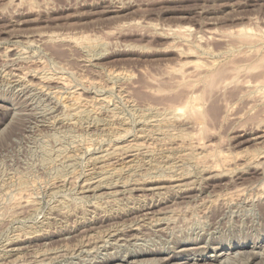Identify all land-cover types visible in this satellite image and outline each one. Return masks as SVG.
Returning a JSON list of instances; mask_svg holds the SVG:
<instances>
[{"label": "rangeland", "instance_id": "374dc122", "mask_svg": "<svg viewBox=\"0 0 264 264\" xmlns=\"http://www.w3.org/2000/svg\"><path fill=\"white\" fill-rule=\"evenodd\" d=\"M239 27L264 31V0H0V264H264V63L228 73L264 43L220 38ZM214 60L200 131L173 109Z\"/></svg>", "mask_w": 264, "mask_h": 264}, {"label": "bare ground", "instance_id": "6f19581e", "mask_svg": "<svg viewBox=\"0 0 264 264\" xmlns=\"http://www.w3.org/2000/svg\"><path fill=\"white\" fill-rule=\"evenodd\" d=\"M233 29V28H232ZM231 29V30H232ZM190 30L191 29H188V28H184V30H179V31H177V36H179V37H181V38H184V39H186L187 37H188V34H189V32H190ZM230 30V31H231ZM192 31V30H191ZM174 32H176L175 30H174ZM226 32V31H225ZM217 32H214V31H210L208 34L210 35V37H215V38H218V36H220V35H217L216 34ZM173 34V33H172ZM220 34V33H219ZM224 34V33H223ZM51 35V34H50ZM208 35V36H209ZM231 37L232 39H235L237 42H235L236 44H237V46L236 47H238V52H240V50H244V52H245V49L246 50H251V52H252V50H255L256 48H257V46H260V44H263L264 43V31L263 30H257V31H255V30H252V28L251 29H247V28H240L239 27V29H237L236 28V30H234V31H231V32H228L227 34H225V35H222V37H220V38H223V37ZM65 37V36H64ZM186 37V38H185ZM72 38V37H71ZM71 38H66L65 37V41H67V42H71V43H73V44H75V45H82V44H85V43H88L89 44V40L87 39V38H79V39H71ZM202 38V37H201ZM209 38V37H208ZM230 38V39H231ZM48 39V38H47ZM49 39H52L53 41L55 40V39H59V37L58 38H55V37H53V36H50V38ZM48 39V40H49ZM62 39V40H63ZM183 39V40H184ZM30 40V39H29ZM91 40V39H90ZM200 40V39H199ZM218 40V39H217ZM224 40V39H223ZM33 41V40H32ZM56 41V40H55ZM230 41V40H229ZM25 42V41H24ZM91 42V41H90ZM93 42H95V41H93ZM93 42H92V44H93ZM204 42V41H203ZM30 43V42H29ZM199 43H201V42H199ZM27 45V44H26ZM90 45V44H89ZM85 46H86V44H85ZM199 46V45H198ZM93 47V46H92ZM203 47V46H202ZM233 47V46H232ZM204 48V47H203ZM231 48V47H230ZM195 49V48H194ZM199 49V48H198ZM259 50L258 51H260V48H258ZM261 49H262V46H261ZM233 50V49H232ZM236 50V49H235ZM196 51H197V49H196ZM205 51V50H204ZM207 51V50H206ZM224 51V50H223ZM255 51H257V50H255ZM257 51V52H258ZM264 51V50H263ZM212 52V51H211ZM233 52V51H232ZM257 52H256V55H257ZM184 53V52H183ZM191 53V52H190ZM193 54H194V52H192ZM198 53H199V51H198ZM246 53H249V52H247L246 51ZM252 53H254V52H252ZM258 53H260V52H258ZM263 53V52H262ZM223 54V53H222ZM241 54V53H240ZM189 55H191V54H189ZM198 55V54H197ZM202 55V54H201ZM220 55V54H219ZM234 55V54H233ZM238 55V54H237ZM236 55V56H237ZM242 55V54H241ZM240 55V56H241ZM250 55H251V53H250ZM261 55H263V54H261ZM224 56V55H223ZM226 56V55H225ZM224 56V57H225ZM229 56V55H228ZM243 56V55H242ZM248 56L249 55H247L246 57L248 58ZM255 58L253 59V61L250 63V62H248V63H250V65L248 66V67H239V68H236V70H237V72L235 71V73L233 72L235 69H234V67H233V70H231L230 71V68L229 67H226V68H222L221 66H219L218 64H217V60L215 61V62H211V63H208V64H203L202 63V65H201V63L199 62V63H197V62H190L189 64H187L189 67H192L191 68V70L193 69V70H196V71H200V79L199 80H197L198 82L201 80V82H202V84H204L205 85V89L203 90V93L201 94V95H198V96H195V97H192V98H190L188 101H187V99H186V101L187 102H185V104H183V106L181 107V106H179V107H181V108H179L178 106V108L176 107V109H173V113H174V116L173 117H176L175 115H176V113H177V115H178V112L181 114L182 113V116H181V118L183 117H185V116H187L189 119H191L192 121H194L195 122V124H198L199 125V127H200V131H203L205 128H206V122L208 121L207 119L209 118V116H210V114L208 113V110H207V107H206V105H205V96H207V93H209L208 91H210L213 87H214V85H215V83L217 82V83H219L220 84V82L219 81H222V80H220V78L221 77H223L228 71H230V72H228V73H230V77H231V74L233 73V74H236V76L239 74L238 73V71H240V72H242V71H249L250 72V70L251 69H253L254 71L257 69V68H261V67H263V63H264V60H262V56L260 57V59H259V57H258V59H256V57L258 56H255V54L253 55ZM260 56V55H259ZM190 57V56H189ZM230 57V56H229ZM244 57H245V55H244ZM244 57H242V58H244ZM250 57V56H249ZM233 58V57H232ZM239 58H241V57H239ZM253 58V57H252ZM221 59V58H220ZM250 59V58H249ZM248 59V60H249ZM264 59V58H263ZM236 60V59H235ZM235 60H233V61H235ZM91 61V60H90ZM198 61V60H197ZM232 61V62H233ZM237 61V60H236ZM231 62V61H230ZM229 62V63H230ZM243 63H245V62H243ZM221 64V63H220ZM235 64V63H234ZM239 64V63H238ZM184 65V64H183ZM182 65V66H183ZM229 65V64H228ZM181 65L179 66V68L177 69V67L176 68H174L173 69V71H176V73L178 72V74L179 73H182V74H184L185 72L183 71V69L185 70V67L183 68ZM219 66V67H218ZM236 67V66H235ZM238 67V66H237ZM41 69V68H40ZM227 69V70H226ZM229 69V70H228ZM37 70V69H36ZM186 70H187V67H186ZM192 72V71H191ZM22 73V72H21ZM24 73V72H23ZM175 73V74H176ZM188 73V72H187ZM190 73V72H189ZM245 73V72H244ZM244 73H243V75H244ZM20 74V73H19ZM27 74H30V73H27ZM27 74L25 73V74H22V75H20L21 77H23V75H24V77L23 78H21L22 80L27 76ZM177 74V75H178ZM186 74V73H185ZM232 74V75H233ZM34 75V74H33ZM115 75V74H114ZM180 75V74H179ZM196 75H197V73H196ZM17 76V75H16ZM119 76V75H118ZM122 76V75H121ZM192 76V75H191ZM195 76V75H194ZM203 78H202V77ZM241 76V75H240ZM30 77V76H29ZM41 77V76H40ZM30 78H32V77H30ZM34 78V77H33ZM38 78V77H37ZM36 78V79H37ZM43 78V77H42ZM39 79L40 80V83L42 84V85H45V84H50L51 82H53V83H55V85H56V87L58 86V85H62L63 83L65 84L66 82H63V81H61V80H58L57 78V80H54V81H52L51 79H49V80H47L46 78L45 79ZM182 78V77H181ZM192 78V77H191ZM233 78H234V76H233ZM237 78V77H236ZM239 78V77H238ZM237 78V79H238ZM19 79V78H18ZM20 79V80H21ZM35 79V78H34ZM185 79V78H184ZM226 79V78H225ZM27 80V79H26ZM63 80V79H62ZM236 80V79H235ZM64 81H65V79H64ZM186 81V80H185ZM232 82H233V80H231ZM37 83H39V81H36ZM183 83H184V81H182ZM197 82V83H198ZM225 82V81H224ZM263 82V81H262ZM260 83V84H263L264 85V83ZM217 83H216V85H217ZM227 83H229V82H227ZM235 83V82H234ZM249 83V82H248ZM52 84V83H51ZM67 84V83H66ZM179 84V83H178ZM180 84H181V82H180ZM193 85H194V83H192ZM192 84H190V85H192ZM200 84V83H199ZM218 84V85H219ZM257 84V83H256ZM38 85V84H37ZM53 85V84H52ZM189 85V84H188ZM216 85H215V90H216ZM232 85V84H231ZM258 85V84H257ZM35 86H36V84H35ZM39 86H41V85H39ZM49 86V85H48ZM64 86V85H63ZM185 86V85H184ZM196 86V85H195ZM220 86V85H219ZM222 86V85H221ZM51 87V86H50ZM61 87V86H60ZM186 87H188V86H186ZM199 87V86H198ZM252 87V86H251ZM255 87V86H254ZM259 87V86H258ZM44 88V87H43ZM202 88V87H201ZM185 89H187V88H185ZM193 89V88H192ZM259 89V88H258ZM212 90H214V89H212ZM255 90V89H254ZM260 91H261V89H259ZM56 91V90H55ZM63 91V90H62ZM160 91H164V90H160ZM259 91V92H260ZM159 92V91H158ZM197 92V91H196ZM262 92V91H261ZM264 92V91H263ZM57 93V92H56ZM193 93V92H192ZM80 94V93H79ZM153 94V93H152ZM37 95V94H36ZM57 95V94H56ZM195 95V94H194ZM210 95V94H209ZM257 95V94H256ZM260 95V94H259ZM263 95H264V93H263ZM262 95V96H263ZM169 96V95H168ZM93 97V96H92ZM261 97V96H260ZM60 98V97H59ZM77 98H79V99H76V97H75V99H73L74 101H73V103H71V105H70V108H71V110L73 111V110H75V111H77V112H80L82 109H81V107L82 106H84L83 107V109H85L86 108V106H88V105H86L85 103L87 102H85V103H83V100L81 99L80 100V98H82V97H77ZM84 98V97H83ZM189 98V97H188ZM109 99V98H108ZM208 99V98H207ZM84 100H86V99H84ZM210 100V99H209ZM207 101V100H206ZM72 102V101H71ZM93 102V101H92ZM209 102V101H208ZM208 102H207V105H208ZM88 104V103H87ZM90 102H89V106H90ZM94 104V103H93ZM103 104V103H102ZM66 105V104H65ZM95 106V105H94ZM103 106V105H102ZM204 106L206 107V109L204 108ZM62 107V106H61ZM210 107V106H209ZM208 107V108H209ZM215 107V106H214ZM67 108H69V106L67 107ZM92 108V107H91ZM101 108V107H100ZM156 108V107H155ZM158 108V107H157ZM170 108V107H169ZM168 108V109H169ZM175 108V107H174ZM37 109V108H36ZM81 109V110H80ZM97 109V108H96ZM99 109V108H98ZM207 110V111H206ZM18 111V110H17ZM69 111V110H68ZM95 111V110H94ZM94 111H92V112H94ZM171 111V110H170ZM212 111V110H211ZM214 111H215V109H214ZM76 112V113H77ZM91 112V111H90ZM99 112V111H98ZM112 112V111H111ZM166 112V111H165ZM168 112V111H167ZM166 112V113H167ZM210 112V111H209ZM216 112V111H215ZM82 113H84V112H82ZM81 112H80V114H82ZM211 113V112H210ZM213 113V112H212ZM73 114H74V112H73ZM72 114V115H73ZM79 114V113H78ZM180 114H179V116H180ZM61 115V114H60ZM77 115V114H76ZM112 115V114H111ZM114 113H113V117H114ZM183 115H185V116H183ZM215 116H216V114H215ZM116 117V116H115ZM166 117V116H165ZM68 118V117H67ZM117 118H118V116H117ZM162 118V117H161ZM170 118V117H169ZM177 118H178V116H177ZM186 118V117H185ZM184 118V119H185ZM160 119V118H159ZM163 119V118H162ZM168 119V118H167ZM172 119V118H171ZM213 119V118H212ZM114 120V119H113ZM165 118H164V122H165ZM173 120V119H172ZM172 120H170V119H168L167 121H166V123H168V125L171 123H175V122H173L174 120H176V119H174L173 121ZM190 120V121H191ZM210 120V119H209ZM142 121V120H141ZM148 121V120H147ZM150 121V120H149ZM181 121V120H180ZM69 122V121H68ZM77 122V121H76ZM159 122H161V121H159ZM163 122V123H164ZM212 122V121H211ZM78 123V122H77ZM165 123V124H166ZM72 124V123H71ZM153 124V123H152ZM115 125V124H114ZM156 125V124H155ZM164 125V124H163ZM167 124H166V126H168ZM173 125V124H172ZM171 126V125H170ZM174 126V125H173ZM160 127V126H159ZM209 127V126H208ZM169 128V127H168ZM196 128V127H195ZM129 129V128H128ZM175 129V128H174ZM105 130V129H104ZM153 130V129H152ZM168 130V129H167ZM163 131V130H162ZM204 131H206V129L204 130ZM118 132V131H117ZM167 132V131H166ZM199 132V131H198ZM72 133V132H71ZM127 133V132H126ZM148 133V132H147ZM185 133V132H184ZM163 134H164V132H163ZM206 134V133H205ZM113 135V134H112ZM119 135V134H118ZM124 136V135H123ZM122 136V137H123ZM185 136V135H184ZM119 137V136H118ZM118 137H116V138H118ZM125 137V136H124ZM188 137V136H187ZM97 138V137H96ZM172 138V137H171ZM160 139V138H159ZM184 140V139H183ZM193 141V140H192ZM199 141V140H198ZM66 142V141H65ZM168 142V141H167ZM185 142V141H184ZM197 142V141H196ZM203 143V142H202ZM128 144V143H127ZM66 145V144H65ZM134 145V144H133ZM140 145V144H139ZM142 146V145H141ZM152 146V145H151ZM183 146V145H182ZM189 146H191V148H189V149H191V151H194V152H196V150H197V148H195V147H198V146H196V144H195V146L193 147L192 146V144L191 145H189ZM88 147V146H87ZM90 147V146H89ZM130 147V146H129ZM134 147V146H133ZM157 147V146H156ZM181 147V146H180ZM184 147L185 146H183V149H184ZM203 147H204V145H203ZM127 148V147H126ZM140 148V147H139ZM138 148V149H139ZM188 148V147H187ZM200 148V147H199ZM136 149V148H135ZM141 149V148H140ZM167 149V148H166ZM180 149V148H179ZM63 150V149H62ZM89 150V149H88ZM131 150V149H130ZM133 150V149H132ZM80 151V150H79ZM128 151V150H127ZM135 151V150H134ZM147 151V150H146ZM219 151V150H218ZM132 152V151H131ZM154 152V151H153ZM190 152V151H189ZM198 152V151H197ZM200 152H202V150L200 151ZM215 152V151H214ZM138 153V152H137ZM169 153V152H168ZM192 155H193V153L192 152H190ZM258 154H259V152H257ZM227 154V153H226ZM196 155V154H195ZM254 155V154H253ZM264 155V154H263ZM182 156V155H181ZM185 155H183V157H184ZM190 156V155H189ZM200 156V155H199ZM204 156H206V157H204ZM232 156V155H231ZM262 156V155H261ZM104 157V156H103ZM171 157V156H170ZM187 157V156H186ZM192 157V159H194L195 158V156H191ZM250 155L248 156V158H249V160L250 161H252V160H254V159H252V157H251V159H250ZM98 158V157H97ZM182 158V157H181ZM187 158H189V157H187ZM201 158H203V159H198L197 158V160L196 159H194V161L196 160L197 161V163H199V165L201 164V163H207V162H209V161H211V162H213V164H214V166L213 167H211V169L209 168V171L210 172H217V171H220L219 169H221L222 167H227L228 166V164H230L229 162H230V158H228L227 156H225V155H223L221 152L219 153V154H212V153H209V154H207V155H203V157L201 156ZM237 158V157H236ZM107 159V158H106ZM183 159V158H182ZM192 159H191V161H192ZM239 159H240V157H239ZM185 160H186V158H185ZM201 160V161H200ZM92 161V160H91ZM233 161V160H232ZM253 162V161H252ZM153 163V162H152ZM205 163V164H206ZM255 163V162H254ZM140 164V163H139ZM164 164V163H163ZM167 164V163H166ZM211 164V163H210ZM80 165V164H79ZM141 165V164H140ZM194 165H196V164H194ZM193 165V166H194ZM209 165V164H208ZM74 166V165H73ZM201 166V165H200ZM204 166V165H203ZM205 168L207 167V166H204ZM64 168V167H63ZM128 168V167H127ZM173 168V167H172ZM75 169V168H74ZM103 169H105V168H103ZM113 169V168H112ZM191 169V168H190ZM225 169V168H224ZM223 169V170H224ZM107 170V169H106ZM109 170V169H108ZM206 170H207V168H206ZM74 171V170H73ZM198 171V170H197ZM264 171V170H263ZM108 172V171H107ZM117 173V172H116ZM142 173V172H141ZM187 173V172H186ZM219 173V172H218ZM120 174V173H119ZM198 174V173H197ZM71 175V174H70ZM163 175V174H162ZM65 176V175H64ZM113 176V175H112ZM96 177V176H95ZM127 177V176H126ZM173 177V176H172ZM175 177V176H174ZM185 177V176H184ZM120 179V178H119ZM163 179V178H162ZM104 181V180H103ZM241 181V180H240ZM65 183V182H64ZM263 183V182H262ZM90 186V185H89ZM122 186V185H121ZM175 186V185H174ZM262 186V185H261ZM90 189V188H89ZM13 191V190H12ZM256 191V190H255ZM263 191V190H262ZM10 192V191H9ZM26 193V192H25ZM118 193V192H117ZM218 193V192H217ZM233 193V192H232ZM98 194V193H97ZM161 195V194H160ZM163 195V194H162ZM20 196H21V194H20ZM24 196V195H23ZM253 196V195H252ZM22 197V196H21ZM222 197V196H221ZM257 197H259L258 195H257ZM14 198H17V197H14ZM234 198V197H233ZM24 199V198H23ZM231 199V198H230ZM213 200V199H212ZM18 201V200H17ZM16 201V202H17ZM19 202H21V201H19ZM23 202V201H22ZM216 202V201H215ZM16 204V203H15ZM19 204H21L22 205V203H19ZM29 204V203H28ZM11 205V204H10ZM26 205V204H25ZM36 205V204H35ZM70 205V204H69ZM97 205V204H96ZM132 206V205H131ZM197 206V205H196ZM227 206V205H226ZM7 208V207H6ZM58 208V207H57ZM23 209V208H22ZM100 209V208H99ZM199 209V208H198ZM3 211V210H2ZM10 211V210H9ZM181 211V210H180ZM169 212V211H168ZM200 212V211H199ZM159 213V212H158ZM161 213V212H160ZM2 215V214H1ZM151 217V216H150ZM11 218V217H10ZM141 219V218H140ZM252 220V219H251ZM2 223V222H1ZM169 223V222H168ZM191 223V222H190ZM127 224V223H126ZM29 225V224H28ZM44 225V224H43ZM121 225V224H120ZM198 225V224H197ZM200 225V224H199ZM125 226V225H124ZM182 226V225H181ZM192 226V225H191ZM196 226V225H195ZM174 227V226H173ZM189 229V228H188ZM176 230V229H175ZM44 231V230H43ZM167 231V230H166ZM169 232V231H168ZM20 234V233H19ZM162 236V235H161ZM21 239V238H20ZM26 239V238H25ZM96 239V238H95ZM127 239V238H126ZM20 242V241H19ZM126 244V243H125ZM11 246H12V244H11ZM95 247V246H94ZM159 247V246H158ZM80 248V247H79ZM14 249L12 248V251H13ZM15 251V250H14ZM238 252V251H237ZM113 253V252H112ZM236 254V253H235ZM62 255V254H61ZM40 260V259H39ZM15 262V261H14ZM169 262V261H168ZM180 264H187V263H180Z\"/></svg>", "mask_w": 264, "mask_h": 264}]
</instances>
